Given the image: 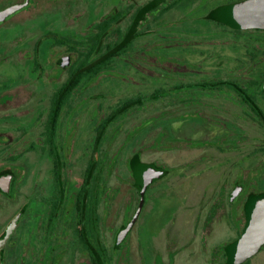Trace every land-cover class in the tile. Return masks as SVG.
Instances as JSON below:
<instances>
[{
	"label": "flooded vegetation",
	"instance_id": "af4514ba",
	"mask_svg": "<svg viewBox=\"0 0 264 264\" xmlns=\"http://www.w3.org/2000/svg\"><path fill=\"white\" fill-rule=\"evenodd\" d=\"M239 1L0 0V13L16 6L0 18V154L21 160L17 171L0 170V176L12 174L9 192L0 194L16 201L0 235L17 216L2 264H227V246L244 228L248 202L264 190L242 173L197 183L188 175L199 168L188 165L181 169L191 171L186 178L168 180L172 168L143 154L184 120L221 128L216 140L236 154L225 168L243 169L248 143H260L247 124L264 134V28L233 25ZM152 22L166 41L177 38L176 53H245L250 76L258 79L162 84L98 114L102 79L118 78L121 56L150 74ZM181 59L180 68L199 78L195 69L204 59L194 68ZM123 104L129 108L120 114ZM151 119L161 126L148 124ZM253 148L264 155V145ZM148 165L163 173L145 182ZM170 199L178 200L172 219L160 221L159 238L147 239V217L171 208ZM218 232L228 237L218 241ZM262 250L264 244L256 254Z\"/></svg>",
	"mask_w": 264,
	"mask_h": 264
},
{
	"label": "rangeland",
	"instance_id": "374dc122",
	"mask_svg": "<svg viewBox=\"0 0 264 264\" xmlns=\"http://www.w3.org/2000/svg\"><path fill=\"white\" fill-rule=\"evenodd\" d=\"M107 9L108 8H106V10ZM176 12L177 11H173L172 15L169 17H174ZM152 23L151 30L147 31L151 33L149 38L151 47L150 60L152 64L151 70L149 71L150 74H145L144 71L142 72L140 70L137 72L132 63L133 57H129L127 54L121 56L118 78L110 77L102 79L103 84L101 85V91H103L99 98L101 105L98 107V114L107 112L118 101L140 93H148L162 84L168 85L170 83H175L176 81L186 82L217 77L224 78L227 76L242 81L244 80V76H250V71L245 62V53H176L175 47L176 41H178L177 38L173 37L176 41H166L165 37H163L165 34L163 32L164 29L162 27L160 28L159 25H155L154 22ZM139 43L140 45H137V50L135 49V53L138 56L141 55V53H139L140 51L144 52L142 50L144 43L141 41L137 44ZM145 52L150 53V51ZM181 58L185 60L187 65H191L192 68L197 65V59H204L201 60L203 65H200L198 69H195L199 78L195 76V73L193 74L192 72L187 71H192V69L187 67L180 68L179 63L182 62ZM212 59H214V62H212ZM214 65H216V67H214ZM180 72H187V74L184 73L182 78ZM103 76L108 77L109 75L105 73ZM250 77L258 79L255 74H252ZM111 83L113 85H111ZM105 86L107 87L105 88ZM90 107V109H92L93 106ZM225 108L234 109V106L225 105ZM226 111L229 112L228 109H226ZM198 118L201 119L200 117ZM150 123H152V126H161L160 121L156 119L149 120L148 124ZM143 124H145V121ZM247 125L248 135L252 138L258 139L260 143L254 145L248 143V149L246 150L247 153L244 155L246 159L242 163L243 169L241 170L237 169V165H234L233 168L224 167L225 163L234 161L236 154L232 150L229 151L228 147L225 148L224 142L221 138L220 141H222V143H219L216 140L218 139V134L222 131L218 125L210 126L207 124H201L196 126L185 120L182 123L174 121L171 126L168 127L170 134L167 138L165 137L163 139L164 141L162 140L155 143V146L152 145L150 151H145L143 156L147 161L153 160L171 167V173L165 178L168 180H177L181 177L186 178L187 176L185 173L193 171L191 172V175H188V178L194 180V182L202 183L203 178L205 179L210 176L211 179L212 177H215V181L217 180L218 183L223 182V178L233 179L240 176L242 173L249 181H251V183L255 184V190H264V168L261 167V164L264 162V155L253 152L255 149L253 146L264 145V134L259 131L258 127L252 125L250 120H248ZM162 126L166 125L163 124ZM158 129V127L153 128L151 135L149 134L148 138L154 139ZM178 141H180L181 144L175 146ZM213 141L215 142L216 147L209 144ZM229 143H232V141H229ZM218 146H220V148H217ZM25 156H30V158H32L31 154L24 155L23 158ZM127 156L128 153L123 156L121 155L119 161L125 162ZM17 158L18 155L15 153L0 154V170L1 168H7L9 166L12 167L13 171H17L15 169L16 165L21 161L17 160ZM187 165L188 167L199 169L197 171L191 169V171L183 170L181 173L182 166L187 167ZM210 166H213V169H211L213 171L206 169ZM257 166H259V168H255ZM208 171H211V174H209ZM126 197L127 195L122 196L121 200L125 201ZM169 202L172 205L171 208L169 207L166 210L160 209L154 212L152 211L147 217V225L145 233L143 234L147 239H152L153 237L159 238L160 233L158 231V226L160 225V221L165 222V220L169 221L172 219L173 211L174 209H177L176 206L178 200L170 199ZM15 209L16 201L13 198H5L0 194V234L4 230L6 223L14 214ZM217 235L218 241L228 237L225 236L223 232H218ZM251 264H264V250L251 259Z\"/></svg>",
	"mask_w": 264,
	"mask_h": 264
},
{
	"label": "water",
	"instance_id": "95a60500",
	"mask_svg": "<svg viewBox=\"0 0 264 264\" xmlns=\"http://www.w3.org/2000/svg\"><path fill=\"white\" fill-rule=\"evenodd\" d=\"M16 6L3 10L0 18L14 10ZM233 25L240 28H264V0H242L233 5ZM264 85V84H263ZM143 175L145 182L160 176L163 171L154 166H146ZM12 174L0 176V189L9 192V182ZM7 183V184H6ZM235 192H238L236 188ZM235 192L233 194H235ZM17 216L13 217L5 231L0 236V264H2V248L10 236ZM264 244V194L253 197L248 203L247 219L240 236L228 247L227 264H241L247 258L256 254Z\"/></svg>",
	"mask_w": 264,
	"mask_h": 264
},
{
	"label": "trees",
	"instance_id": "16d2710c",
	"mask_svg": "<svg viewBox=\"0 0 264 264\" xmlns=\"http://www.w3.org/2000/svg\"><path fill=\"white\" fill-rule=\"evenodd\" d=\"M109 26L108 25H104V27H103V30H104V32H106V30H107V28H108ZM128 105L127 104H123V105H121L120 106V108H119V113L120 114H125L126 112H127V110H128ZM258 194H260V195H262V194H264V192H261V193H258ZM253 197V196H252ZM252 197H251V199H252ZM254 197H256V196H254ZM250 199V200H251ZM249 200V201H250ZM249 203V202H248ZM228 247H229V245L227 246V249H226V252L228 251ZM228 256V255H227Z\"/></svg>",
	"mask_w": 264,
	"mask_h": 264
}]
</instances>
